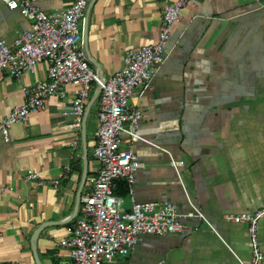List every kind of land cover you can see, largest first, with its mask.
I'll return each mask as SVG.
<instances>
[{
    "label": "crops",
    "instance_id": "crops-1",
    "mask_svg": "<svg viewBox=\"0 0 264 264\" xmlns=\"http://www.w3.org/2000/svg\"><path fill=\"white\" fill-rule=\"evenodd\" d=\"M71 0H39L48 11ZM165 0H89L84 51L103 78L117 72L125 57L157 41ZM33 19L0 0V39L12 43ZM49 63L21 78L0 68V120L25 101L23 87L49 82ZM77 84L64 98L51 97L46 108L0 138V264H36L31 244L35 231L42 264H73L61 245L72 234L82 202L101 162L98 142L99 96L82 116L79 132L64 114ZM130 104L143 111L137 125L145 139L122 135L142 166L136 172L134 201L174 203L181 213L199 207L205 217L189 218L184 234H146L127 256L111 264H241L252 255L246 223L227 215L253 211L264 201V0H191L172 27L163 60L146 88H137ZM73 141H77L74 145ZM31 171L39 179H28ZM79 203L78 214L74 213ZM264 250V217L259 225ZM264 264V263H263Z\"/></svg>",
    "mask_w": 264,
    "mask_h": 264
},
{
    "label": "built area",
    "instance_id": "built-area-1",
    "mask_svg": "<svg viewBox=\"0 0 264 264\" xmlns=\"http://www.w3.org/2000/svg\"><path fill=\"white\" fill-rule=\"evenodd\" d=\"M9 8L33 19L31 29L20 31L12 43L0 39V68L11 76L21 78L34 73L43 61L49 63V82L25 85V101L16 104L0 120V138L9 142L10 129L17 122H27L31 114L46 108L51 97L64 98L66 86L77 84L72 106L64 112L73 120L76 132L82 126V116L91 97L94 83L102 87L98 142L95 157L102 166L91 180V187L81 196V214L77 217L72 234L62 239L73 264H109L117 257L129 255L143 235L164 236L184 234L190 228L189 218H204L203 211L193 205V212L181 213L171 202L134 201L132 208H124V197L118 193L119 181H126L133 194L136 172L142 166L131 147L123 148L122 135L129 134L132 141L145 139L137 131L144 114L130 104L137 88L151 85L172 27L191 0H165L157 41L131 51L124 65L107 78L92 67L84 51L83 23L89 0H71L68 7L48 11L39 0H2ZM77 141H73L75 145ZM40 172L31 171L28 179H39ZM264 217V201L253 211L227 215L236 223H246L251 241L252 255L241 264H263L264 250L259 239V225ZM116 258V259H115ZM127 264H133L128 262Z\"/></svg>",
    "mask_w": 264,
    "mask_h": 264
},
{
    "label": "water",
    "instance_id": "water-1",
    "mask_svg": "<svg viewBox=\"0 0 264 264\" xmlns=\"http://www.w3.org/2000/svg\"><path fill=\"white\" fill-rule=\"evenodd\" d=\"M87 38H88V33H87V18H86V21H85V31H84V42L86 43L87 42ZM102 90V87L100 86L96 92H95V95L93 96L89 106H88V110L86 111L85 113V118H84V123H83V132H84V137H86V120H87V117H88V114L90 112V109H91V106L92 104L96 101V99L98 98V96L100 95V92ZM85 164H86V169H85V178L87 176V165H88V153L86 151L85 153ZM85 178L83 180V184L80 188V191L78 193V197H77V200L78 202H80L81 200V194H82V188H83V185H84V182H85ZM78 210H79V203H78V206L76 208V211L74 213V217L78 214ZM49 224H43L40 228H38L35 233L33 234L32 236V239H31V244H32V247H33V251H34V255H35V259H36V264H42L40 258H39V254L37 252V237H38V234L39 232L41 231V229L45 226H47Z\"/></svg>",
    "mask_w": 264,
    "mask_h": 264
},
{
    "label": "trees",
    "instance_id": "trees-1",
    "mask_svg": "<svg viewBox=\"0 0 264 264\" xmlns=\"http://www.w3.org/2000/svg\"><path fill=\"white\" fill-rule=\"evenodd\" d=\"M118 193L122 196L128 193V187H127L126 181L124 180L119 181Z\"/></svg>",
    "mask_w": 264,
    "mask_h": 264
},
{
    "label": "rangeland",
    "instance_id": "rangeland-1",
    "mask_svg": "<svg viewBox=\"0 0 264 264\" xmlns=\"http://www.w3.org/2000/svg\"><path fill=\"white\" fill-rule=\"evenodd\" d=\"M116 259V258H115ZM112 262H110L109 264H111Z\"/></svg>",
    "mask_w": 264,
    "mask_h": 264
}]
</instances>
